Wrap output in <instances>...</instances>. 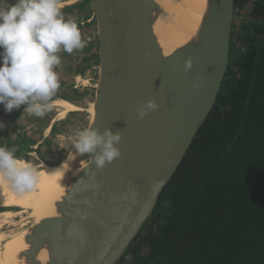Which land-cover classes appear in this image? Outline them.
I'll list each match as a JSON object with an SVG mask.
<instances>
[{
	"label": "water",
	"instance_id": "water-1",
	"mask_svg": "<svg viewBox=\"0 0 264 264\" xmlns=\"http://www.w3.org/2000/svg\"><path fill=\"white\" fill-rule=\"evenodd\" d=\"M97 24L99 79L88 128L119 133L120 157L97 168L91 154L40 223L23 256L45 264H119L149 220L213 111L230 65L236 0H212L195 44L165 57L154 33L156 0H89ZM187 68V70H186ZM158 108L140 119L142 105Z\"/></svg>",
	"mask_w": 264,
	"mask_h": 264
},
{
	"label": "trees",
	"instance_id": "trees-1",
	"mask_svg": "<svg viewBox=\"0 0 264 264\" xmlns=\"http://www.w3.org/2000/svg\"><path fill=\"white\" fill-rule=\"evenodd\" d=\"M236 11L217 103L119 264H264V0Z\"/></svg>",
	"mask_w": 264,
	"mask_h": 264
},
{
	"label": "clouds",
	"instance_id": "clouds-1",
	"mask_svg": "<svg viewBox=\"0 0 264 264\" xmlns=\"http://www.w3.org/2000/svg\"><path fill=\"white\" fill-rule=\"evenodd\" d=\"M62 7L63 0H15L7 6L0 0V104L6 113L27 105L26 113L43 117L57 103L54 97L60 80L55 69L61 64L58 53L70 54L85 47L77 22L65 19ZM157 108L155 101H149L140 107L138 116L143 119L148 111ZM76 135L72 143L77 153L91 154L99 169L121 155L116 147L121 140L119 133L105 129L101 135L92 127ZM74 159L70 152L67 160ZM61 170H70L67 162H62L55 173ZM39 176L36 167L18 159L14 150L0 147V179L23 193L38 183Z\"/></svg>",
	"mask_w": 264,
	"mask_h": 264
},
{
	"label": "bare ground",
	"instance_id": "bare-ground-1",
	"mask_svg": "<svg viewBox=\"0 0 264 264\" xmlns=\"http://www.w3.org/2000/svg\"><path fill=\"white\" fill-rule=\"evenodd\" d=\"M156 2L160 7V18L156 19L154 33L164 56L169 57L186 45L197 43L210 20L212 0H156ZM56 101L54 107L58 109L57 120L65 119L70 112L82 111L81 107L65 99ZM87 112L93 114V121L95 117L93 102L90 103ZM67 157L59 164L41 162V165L35 166L40 173L38 183L23 193L15 189L10 182L0 179V216L8 219L11 217L1 229L5 241L0 246V264H32L27 262L25 257H21L31 249L27 238L44 220L58 216V203L66 196L70 181L85 166L84 162L75 165L76 156L74 160H67ZM62 162H67L70 170L66 173L64 170L55 173ZM38 198H41V203ZM34 203L37 205L33 206ZM36 257L43 264L51 259L47 249L41 250Z\"/></svg>",
	"mask_w": 264,
	"mask_h": 264
},
{
	"label": "rangeland",
	"instance_id": "rangeland-1",
	"mask_svg": "<svg viewBox=\"0 0 264 264\" xmlns=\"http://www.w3.org/2000/svg\"><path fill=\"white\" fill-rule=\"evenodd\" d=\"M79 1L63 0L62 8H68L69 3L74 5ZM14 2L15 0H4L5 6ZM83 4L74 12L63 13L65 19H75L77 22L85 47L70 54L63 51L58 53L61 64L55 70L59 76L60 88L54 97L55 100L65 99L72 102L81 107L82 111L70 112L65 119L57 120L56 107L43 117L29 115L25 110L16 112L13 109V114L5 117L2 122L4 128L0 129V138H4L0 139V143H3L6 149L14 150L18 159L31 162L36 167L41 165V162L59 164L70 152L78 158L79 153L72 141L77 138L79 131L88 128L90 117L91 120L93 118V114L88 113L87 109L95 99L99 79L97 24L89 0H84ZM86 11L87 14L84 15ZM240 20L236 12L235 33L241 32ZM38 199L41 203V198ZM35 205L37 204L34 203L33 206ZM9 220L11 217L8 219L0 216V246L5 241L1 229ZM131 260L132 254H129L123 264H130Z\"/></svg>",
	"mask_w": 264,
	"mask_h": 264
},
{
	"label": "crops",
	"instance_id": "crops-1",
	"mask_svg": "<svg viewBox=\"0 0 264 264\" xmlns=\"http://www.w3.org/2000/svg\"><path fill=\"white\" fill-rule=\"evenodd\" d=\"M83 2H84V0H80L77 4H74V5H70V8L72 9V11H70V12H74V10H76V9H78L77 7H81L80 5H82L83 4ZM69 4H71V3H69ZM78 4H79V6H78ZM76 5V6H75ZM84 5V4H83ZM82 5V6H83ZM85 14H87V11H86V13H84V15ZM26 107H27V105H21L18 109H14V111H24L25 109H26ZM11 114H13L12 112L9 114V113H6L5 111H4V106L2 105V104H0V122H3V119L5 118V117H10L11 116ZM4 138V137H3ZM3 138H0V139H3ZM0 147H4V145H3V143H0ZM5 148V147H4Z\"/></svg>",
	"mask_w": 264,
	"mask_h": 264
},
{
	"label": "flooded vegetation",
	"instance_id": "flooded-vegetation-1",
	"mask_svg": "<svg viewBox=\"0 0 264 264\" xmlns=\"http://www.w3.org/2000/svg\"><path fill=\"white\" fill-rule=\"evenodd\" d=\"M65 8H67V7L62 8L61 10L65 9Z\"/></svg>",
	"mask_w": 264,
	"mask_h": 264
}]
</instances>
